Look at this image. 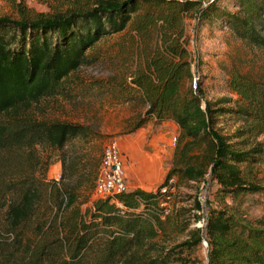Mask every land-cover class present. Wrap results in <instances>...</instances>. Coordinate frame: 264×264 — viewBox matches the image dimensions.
I'll return each instance as SVG.
<instances>
[{"label": "trees", "instance_id": "trees-1", "mask_svg": "<svg viewBox=\"0 0 264 264\" xmlns=\"http://www.w3.org/2000/svg\"><path fill=\"white\" fill-rule=\"evenodd\" d=\"M16 5L17 16L0 15V198L7 197L1 206L0 264H189L203 237L207 259L202 264H264V222L243 220L220 205L209 210L204 229L190 227L178 218L185 212L162 204L170 191H160L171 177L200 180L209 173L219 199L264 192L257 169L264 166V139L258 138L264 133V84L231 71L225 84L241 103L214 106L203 99L202 78L195 91L191 86L182 23L184 13L194 10L199 24L227 27L264 47V0H95L48 14H31L20 1ZM127 26L144 39L156 36L157 42L131 73L132 87L119 86L124 100L138 97L145 105L131 130L149 120L174 121L180 129L178 156L157 189L95 197L82 213L72 185L45 183L34 175L38 161L31 149L39 144L62 149L87 135L89 127L29 119L18 110L58 94L102 37ZM225 108L242 118L231 133L215 127ZM196 147L205 151L204 164L190 162ZM195 206L200 208L198 199ZM173 220L187 237L158 242L157 235Z\"/></svg>", "mask_w": 264, "mask_h": 264}, {"label": "rangeland", "instance_id": "rangeland-1", "mask_svg": "<svg viewBox=\"0 0 264 264\" xmlns=\"http://www.w3.org/2000/svg\"><path fill=\"white\" fill-rule=\"evenodd\" d=\"M18 1L31 14H48L91 5L95 0H0V15L17 16ZM228 7L233 8L230 4ZM182 23L193 72L203 80V99L215 102L214 106L235 107L236 100L241 103L238 95L225 84L231 71L264 84L263 46L237 37L227 27L218 28L208 21L199 24L194 10L184 13ZM156 43V36L144 39L129 26L106 35L90 51L88 61L65 78L58 94L41 97L18 110L29 119L66 120L89 127L87 135L74 137L62 149L42 144L31 149L32 160L38 161L34 175L45 183L56 181L61 186L72 185L77 192L74 204L82 213L92 206L95 197H104L98 196L93 186L103 148L109 139L115 138L119 145L127 190L157 189L178 156H175L178 125L149 120L131 130L145 105L138 97L124 100L125 94L119 89L121 84L132 87L129 85L131 73L144 64ZM223 110L225 113L217 116L215 127L223 133H231L241 125L242 118L231 115L232 111L226 108ZM258 138L264 139V133ZM204 154L203 147L194 148L189 153L190 162L204 164ZM257 169L264 183V166ZM172 184L174 188L170 190L167 207L171 212L176 209L185 212L178 218L190 227L204 229L209 210L220 205L228 206L243 220L264 222L263 191L219 199L215 194L217 183L209 173L200 180H179L174 176ZM6 199L0 198V225L4 221L1 206ZM196 199L200 208L195 206ZM186 237V230L181 231L173 220L155 239L171 244ZM206 259L207 244L201 241L192 252L189 264H202Z\"/></svg>", "mask_w": 264, "mask_h": 264}, {"label": "built area", "instance_id": "built-area-1", "mask_svg": "<svg viewBox=\"0 0 264 264\" xmlns=\"http://www.w3.org/2000/svg\"><path fill=\"white\" fill-rule=\"evenodd\" d=\"M190 65L192 69L191 86L193 91H195L199 75L193 72V63L191 59ZM173 178L174 177L169 178L167 183L160 187L162 193L166 194L174 188L172 184ZM93 188L98 196L114 195L127 190L119 145L115 138L109 139L103 148ZM165 203V201H162V204ZM167 210L168 209H165L164 212H167ZM202 241L204 244H207L204 237Z\"/></svg>", "mask_w": 264, "mask_h": 264}, {"label": "crops", "instance_id": "crops-1", "mask_svg": "<svg viewBox=\"0 0 264 264\" xmlns=\"http://www.w3.org/2000/svg\"><path fill=\"white\" fill-rule=\"evenodd\" d=\"M161 123H172L174 126L177 125V124H176L174 121H172V120H164V121H162Z\"/></svg>", "mask_w": 264, "mask_h": 264}]
</instances>
